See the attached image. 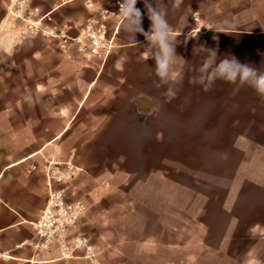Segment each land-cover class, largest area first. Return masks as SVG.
Segmentation results:
<instances>
[{
  "label": "crops",
  "instance_id": "crops-1",
  "mask_svg": "<svg viewBox=\"0 0 264 264\" xmlns=\"http://www.w3.org/2000/svg\"><path fill=\"white\" fill-rule=\"evenodd\" d=\"M33 1L44 9V18L70 29L108 10L109 36L119 48L137 50L147 45L142 34L133 39L134 34L122 27L120 0ZM155 5L166 11L177 62L191 65L183 71L176 63L174 70L175 87L179 79H189L192 101L198 103L185 110L152 105L140 95L123 97L103 84V78L113 73L106 70L107 61L83 63L77 55L66 59L54 40L31 38L14 45L12 53H8L11 43L0 44L6 52L0 53V264H94L81 252L63 255L56 245L35 247L31 244L38 240L34 222L48 203L49 180L55 185L49 179L50 169L75 160L80 172L74 188L83 179H98L102 162L96 146L87 143H107L129 133L119 128L121 119L132 127L187 124L185 120H197L189 122L194 125L264 127V99L254 89L237 83L229 91L213 87L205 91L198 83L200 65L209 56L207 49L215 50L217 59L235 57L264 71V0H180L179 4L153 0ZM136 7L148 31L151 21L144 0H137ZM184 46L191 49L183 50ZM142 56V64L135 60L138 64L115 77L138 79L140 94L166 92L158 89L165 85L160 84L152 60ZM102 108L105 112L84 113ZM88 116H107L108 120L105 127L95 124L97 131L90 133L85 130ZM254 130V149L247 147L234 157L233 196L229 199L226 191L223 199L224 233H191L192 239H198L190 246L181 240L147 237L137 241L138 261L134 247L121 250L126 255L122 264H264V134ZM175 236L180 238L182 233ZM214 239L220 244L213 245ZM184 251V257L177 256ZM97 258L108 264L100 253Z\"/></svg>",
  "mask_w": 264,
  "mask_h": 264
},
{
  "label": "rangeland",
  "instance_id": "rangeland-1",
  "mask_svg": "<svg viewBox=\"0 0 264 264\" xmlns=\"http://www.w3.org/2000/svg\"><path fill=\"white\" fill-rule=\"evenodd\" d=\"M35 2L0 0V44L4 41L11 43L8 53L31 38L51 39L66 59L74 60L77 55L83 63L107 61L105 68L113 73L103 78V84L112 86L125 98L140 95L152 105L176 106L180 110L192 104L198 105L192 101L187 78L179 79L178 87L171 81L169 85L158 88L166 91L164 93L140 94L138 79L115 77V73L121 75L133 64H138L135 60H141L142 64V55L147 57L149 50L154 51L150 44L130 50L119 48L115 43L108 55L101 57L89 56L88 50H79L77 44L63 48V38L45 34L42 29H55L57 32L64 29L71 36H76L87 21L70 29L52 18H44V9ZM182 49L190 50L191 47ZM178 52H182L181 48ZM0 53H6L1 46ZM177 64L183 71L191 68L189 62ZM151 65L155 66L153 60ZM169 87L179 92L169 95ZM211 87L229 91L234 84L218 79ZM93 112H105V108L84 113L89 115ZM85 120V130L94 133L97 131L94 125L105 127L108 118L88 116ZM191 121L197 120L183 121L187 124L157 122L132 127L121 119L119 128L129 130V133L107 143H87L90 147L96 146L102 162L103 169L98 179H83V184L74 188L79 169L75 176L60 185L66 188L67 196L71 195L70 190L74 191L71 200L81 199L86 203L87 209L77 220L73 235L88 237L96 248L97 256L100 253L106 257L108 264H122L126 255L121 250L126 251L128 246L134 247L133 255L138 261L140 243L137 241L147 237L163 242L181 240L190 246L198 239H192L191 233H224L223 199L226 191L229 199L233 196L234 157L247 147L254 149V129L264 134V127L194 125L189 124ZM74 164L80 166L75 160ZM175 233H182V237L176 238ZM219 242L212 240L215 246ZM111 252L115 254L111 256ZM177 256L184 257L185 251Z\"/></svg>",
  "mask_w": 264,
  "mask_h": 264
},
{
  "label": "built area",
  "instance_id": "built-area-1",
  "mask_svg": "<svg viewBox=\"0 0 264 264\" xmlns=\"http://www.w3.org/2000/svg\"><path fill=\"white\" fill-rule=\"evenodd\" d=\"M108 13L109 11L105 10L98 17H91L76 36H71L64 29L60 32L55 29L42 30L45 34L63 38V48L67 49L71 44H77L79 50H88L89 56H107L110 48L115 45L114 39L108 33ZM78 170L72 160L67 161L64 167L57 164L50 169L49 179H54L55 185L53 186L49 180L48 203L34 222L38 240L31 244L35 247L56 245L63 255H75L81 252L94 264H101L97 258L96 248L89 242V238L83 234L73 235L77 220L87 209L86 203L81 199H69L66 188L60 186L75 176Z\"/></svg>",
  "mask_w": 264,
  "mask_h": 264
},
{
  "label": "clouds",
  "instance_id": "clouds-1",
  "mask_svg": "<svg viewBox=\"0 0 264 264\" xmlns=\"http://www.w3.org/2000/svg\"><path fill=\"white\" fill-rule=\"evenodd\" d=\"M180 0H176L179 4ZM137 0H120L119 15L122 27L133 33L136 39L137 33L142 34L147 44L152 46L154 51L149 50V58L155 63L156 75L161 85H169L174 81V70L177 63L176 43L172 37V29L166 20V11L163 6H153V0H144L147 15L151 21L148 31L142 27V12L136 7ZM207 56L200 65L198 83L205 91H208L212 84L220 79L240 86H249L264 99V71L258 70L249 63H241L235 57L229 59H217L215 50L207 49ZM169 95L174 96L175 91L168 88Z\"/></svg>",
  "mask_w": 264,
  "mask_h": 264
}]
</instances>
